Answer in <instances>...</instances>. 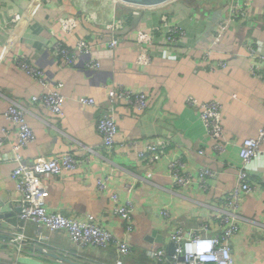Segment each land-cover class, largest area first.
<instances>
[{"label":"crops","instance_id":"crops-1","mask_svg":"<svg viewBox=\"0 0 264 264\" xmlns=\"http://www.w3.org/2000/svg\"><path fill=\"white\" fill-rule=\"evenodd\" d=\"M237 2L243 7V0ZM252 3L254 15L230 20L213 43L211 33L218 21L229 17L233 0H173L142 8L122 0H0V264L13 263L7 239L19 222L18 193L9 178L13 168L9 159L17 141L5 116L10 102L27 110L25 119L34 133L33 141L20 151L25 162L64 153L81 161L75 170L46 177L47 206L78 220L91 215L113 236L125 238L131 253L123 264H149L146 249L172 248L167 241L171 228H195L224 208L222 197L235 186L241 165L240 144L245 138H258L264 127V82L249 73L255 58L244 49L245 42L264 43L261 0ZM14 15L18 21H12ZM61 18H72L74 28L63 31ZM110 23L113 31L106 29ZM169 26L183 31L171 44L165 40ZM140 33L152 35V43L146 45L151 59L143 66L137 63ZM113 38L117 44L110 49L107 42ZM78 40L86 41L90 52L76 51L72 65L52 53L56 42L73 48ZM207 49L210 55L204 60ZM19 56L44 73V84L16 64ZM90 59L98 61L96 69L86 67ZM119 86L144 93L147 104L138 110L122 99L114 100L116 143L107 151L97 121L109 106L110 92ZM53 91L63 97L59 116L30 101L34 95ZM83 97L95 104H82ZM188 98L194 103L190 105ZM212 100L221 106L222 138L207 141L198 112L201 103ZM156 140L168 142L166 149L151 162L141 159L138 153L147 152ZM216 144L223 150L215 151ZM177 159L192 175L188 186L176 185L169 174L168 164ZM202 167L211 173L204 178L205 190L197 181ZM246 168L251 190L239 207L240 229L230 239L231 255L235 264H264V137ZM98 179L105 180L103 192L97 190ZM113 193L120 203L133 205L130 233L109 215ZM162 209L167 217L159 214ZM25 229L33 237L37 227L27 224ZM43 234L50 252L29 250L19 264H114L117 258L113 246L80 251L64 231ZM62 253H80L83 261Z\"/></svg>","mask_w":264,"mask_h":264},{"label":"built area","instance_id":"built-area-1","mask_svg":"<svg viewBox=\"0 0 264 264\" xmlns=\"http://www.w3.org/2000/svg\"><path fill=\"white\" fill-rule=\"evenodd\" d=\"M253 0H243V7L238 5L237 0H233L229 17L216 23L211 33L213 43L224 34L230 20L246 19L249 15H254ZM261 9L264 12V0H261ZM19 16L14 15L12 21H18ZM62 30L71 31L75 22L72 18L60 19ZM109 31L114 30L112 23L106 26ZM183 35V31L177 26H169L166 31L165 40L167 43H175ZM138 42L142 44L141 52L137 63L139 66L147 65L150 62V54L146 45L152 43V35L140 33ZM117 44L116 39H110L107 46L111 49ZM244 49L253 55L254 62L249 67V73L264 82V43L260 40L254 42H245ZM52 53L61 57L66 65H72L75 60V52H90V45L83 40H78L73 48L64 46L56 42L52 46ZM210 55V49L203 53L202 58L206 60ZM16 64L24 70L30 77L41 84L46 82L44 73L28 63L25 57H16ZM99 63L96 59H90L86 67L96 69ZM122 99L126 104L135 107L138 110H144L147 104V97L142 92H133L121 86L113 89L109 94L108 108L102 111L97 121V133L102 146L111 151L116 143L115 136L117 126L112 114V103L115 99ZM63 97L57 91L34 95L30 101L39 103L44 108L56 116L62 113ZM188 103L194 101L187 99ZM80 102L84 105L93 106L94 99L90 97L81 98ZM221 106L217 101H206L200 104L198 112L199 118L205 129L207 141L221 140L222 125L220 122ZM27 110L20 104L10 102L5 116L15 129L16 143L12 147V156L9 161L13 163L9 178L13 183L18 197L15 199L19 212L17 214L18 223L8 233L7 245L13 249V263L19 264V259L24 257L27 251L39 252L46 255L50 248L46 244L43 231L54 232L64 231L71 243L82 251L85 247L95 249H107L110 246L115 248L117 258L114 264H123V259L131 253V246L125 238H117L112 235L105 227L96 222L95 218L87 215L84 219H74L65 216L59 210H52L47 206L49 191L45 182L47 176L59 175L64 170H75L81 163L71 153H64L58 157H39L30 163L24 161L21 149L25 148L34 139V133L28 125L25 116ZM258 138H245L240 144L238 157L241 165L235 172V186L222 197L223 207L216 213L211 220L200 223L195 228L184 230L181 227H173L168 231L167 241L172 245L171 253L166 248L158 245L146 249L145 255L149 264H235L231 255L230 239L239 232L238 214L241 202L251 190L249 173L247 165L259 151V144L264 137V127L259 129ZM130 144H136V141H130ZM2 141L0 140V147ZM168 142L156 140L148 146L147 152H139L141 159L151 162L155 156L166 149ZM215 151H222L220 144L213 146ZM203 154V150L198 151ZM2 159L0 157V163ZM183 162L179 159L171 161L168 164L169 174L174 178V183L178 186H188L192 181V175L184 171ZM211 176L210 170L202 167L197 176L200 187L205 190V177ZM97 190L103 192L106 189L105 180H97ZM129 190L130 186H126ZM109 215L111 218L120 220L124 224L125 233L132 230L131 217L133 214V205L130 201L120 203L117 194L110 195ZM159 214L167 217L168 212L165 209L159 211ZM213 223V224H212ZM27 224H33L37 227L33 237L25 232ZM215 226L216 231L212 232ZM64 257H71L78 262L83 261L80 253H62Z\"/></svg>","mask_w":264,"mask_h":264},{"label":"bare ground","instance_id":"bare-ground-1","mask_svg":"<svg viewBox=\"0 0 264 264\" xmlns=\"http://www.w3.org/2000/svg\"><path fill=\"white\" fill-rule=\"evenodd\" d=\"M134 6H154L167 3L166 0H122Z\"/></svg>","mask_w":264,"mask_h":264},{"label":"rangeland","instance_id":"rangeland-1","mask_svg":"<svg viewBox=\"0 0 264 264\" xmlns=\"http://www.w3.org/2000/svg\"><path fill=\"white\" fill-rule=\"evenodd\" d=\"M118 4V3H117ZM120 7H128V8H130V9H136V8H133V7H129V6H126V5H120V4H118ZM147 9V8H146ZM150 9V8H149Z\"/></svg>","mask_w":264,"mask_h":264},{"label":"water","instance_id":"water-1","mask_svg":"<svg viewBox=\"0 0 264 264\" xmlns=\"http://www.w3.org/2000/svg\"><path fill=\"white\" fill-rule=\"evenodd\" d=\"M171 1H173V0H166L165 2L169 3V2H171ZM167 3H166V4H167ZM139 8H142V7H139ZM169 250H170V251H168V252L171 253L172 248L169 249Z\"/></svg>","mask_w":264,"mask_h":264}]
</instances>
